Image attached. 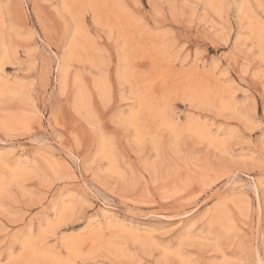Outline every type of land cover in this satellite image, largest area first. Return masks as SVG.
Segmentation results:
<instances>
[{
    "label": "rangeland",
    "instance_id": "rangeland-1",
    "mask_svg": "<svg viewBox=\"0 0 264 264\" xmlns=\"http://www.w3.org/2000/svg\"><path fill=\"white\" fill-rule=\"evenodd\" d=\"M0 264H264V0H0Z\"/></svg>",
    "mask_w": 264,
    "mask_h": 264
}]
</instances>
